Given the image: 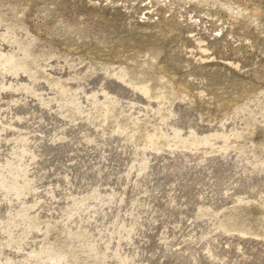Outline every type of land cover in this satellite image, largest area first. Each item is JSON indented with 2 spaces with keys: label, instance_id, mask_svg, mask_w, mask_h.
Here are the masks:
<instances>
[{
  "label": "rangeland",
  "instance_id": "1",
  "mask_svg": "<svg viewBox=\"0 0 264 264\" xmlns=\"http://www.w3.org/2000/svg\"><path fill=\"white\" fill-rule=\"evenodd\" d=\"M0 264H264V0H0Z\"/></svg>",
  "mask_w": 264,
  "mask_h": 264
}]
</instances>
